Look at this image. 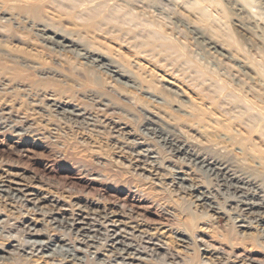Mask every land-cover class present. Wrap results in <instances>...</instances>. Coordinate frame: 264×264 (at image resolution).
Wrapping results in <instances>:
<instances>
[{"label": "rangeland", "instance_id": "obj_1", "mask_svg": "<svg viewBox=\"0 0 264 264\" xmlns=\"http://www.w3.org/2000/svg\"><path fill=\"white\" fill-rule=\"evenodd\" d=\"M196 1L189 0L194 4L191 14L181 10L179 25L175 15L169 21L163 7L159 12L152 9L150 21L131 16L118 28L127 37L119 42V38L93 33L92 21L74 29L75 40L59 27L49 29L48 37L55 32L74 41L65 50L53 47L49 40L30 43L28 39L0 33V246L18 264H65L62 259L70 250L80 261L68 264H154L169 253L182 264H264V169L252 167L253 161L264 165V153L259 151L264 145V53L260 49L258 55L252 52L248 57L237 27L225 12L224 1ZM21 2L0 0L1 10L8 13L0 18L7 20L14 15ZM117 2L122 4L123 0ZM199 3L201 8L196 6ZM8 5L11 10H4ZM255 5L253 11L264 17V0H257ZM215 22H219L218 27ZM59 23L69 26L64 20ZM185 24L214 37L226 50V57L213 51L204 53L202 62L193 65L195 83L183 77L179 65L168 70L158 67L140 54V46L134 42L141 33L149 32L155 33L154 39L166 36L177 47L199 45L197 50H203ZM0 27L11 32L14 26L0 23ZM253 30L249 32L257 38L251 34V43L260 39ZM84 46L94 56L106 57L105 62L133 80L117 82L101 63L80 59L77 53ZM162 50H168L167 44L162 45ZM231 56L244 62L236 63ZM50 72L76 79L83 75V88L104 95L107 103L89 105L88 115L83 109L76 110L79 105L49 96L40 100L46 108L31 103L34 116L28 119L33 112L27 110L29 101L22 98V89H16L15 98L6 96L5 89L12 91L7 83L29 81L37 87L62 90L64 80L41 75ZM225 80L228 84H224ZM222 87L225 90L221 91ZM235 87L239 90L235 91ZM215 90L222 95H214ZM248 92L250 99L262 102L263 106L257 103L263 109L255 111L254 116V111L247 112V117L241 100ZM185 96L192 97V101L185 102ZM237 98L241 100L233 102ZM211 99L220 105L221 115L211 109ZM44 111L50 114L43 121L46 131H33V127H41L39 123L34 125V119ZM243 117L249 118L255 128ZM234 118L241 122L243 135L234 128ZM85 119L89 121L86 128ZM53 121L58 122L57 129H51ZM73 124L83 131L78 137L79 145L71 152L61 150L51 132H58L59 125L70 130ZM216 146L226 155L235 153L239 157L236 167L251 179L238 183L234 172L209 161L201 151ZM172 153L173 159H166ZM177 158L187 163L176 167ZM160 159L165 168L157 166ZM213 163L222 171L214 170ZM198 168L204 170L201 176L205 182L201 184L194 183ZM217 187L222 195H218ZM198 197L207 200L197 202ZM188 205L194 214L208 219L201 218L197 223L182 217L179 210ZM63 237L68 244L64 249L58 245L32 249L34 242ZM115 241L126 246L116 245ZM116 247L122 249L119 252L124 259ZM131 257L141 259L134 261ZM11 262L5 261L15 264Z\"/></svg>", "mask_w": 264, "mask_h": 264}, {"label": "clouds", "instance_id": "obj_2", "mask_svg": "<svg viewBox=\"0 0 264 264\" xmlns=\"http://www.w3.org/2000/svg\"><path fill=\"white\" fill-rule=\"evenodd\" d=\"M163 10L165 13H169L168 19L172 20V16L175 15L177 18V24L179 25L181 17V10H186L189 14L192 13V5L189 0H123L120 4L117 0H88L86 3H80L79 0H22L21 4L17 6L15 14L8 17L7 20L0 18V23L13 25L11 32H8L6 28L0 27V33L5 36L19 37L20 39H28V42L35 43L39 40L47 41L48 31L50 28L59 27L61 31H65L67 36L72 39H76V33L74 29L84 24L86 21H92L95 27L92 29L93 33H99L100 35L108 36L110 39L120 40L126 39V36H122L118 28L122 22L129 19L131 16H137L142 20L150 21L152 17V9L155 8L157 12ZM134 8L139 9V12L132 11ZM4 10H11V5H8ZM147 14V15H145ZM53 17L57 18L55 21ZM94 18V21H93ZM67 21L69 26L66 28L65 25L60 24L59 21ZM185 28L188 27L187 24L184 25ZM178 31L180 29L178 28ZM155 33L143 32L134 41L140 46V54L146 55L148 58L152 59L153 63H156L158 67H164L168 70L169 67L176 68L180 66V71L183 73V77H187V81H192L195 83V71L193 70V65L200 61L202 62V57L207 49L198 51L197 47L184 48L183 45L178 47L172 41H168L166 36L155 37ZM35 37V39H32ZM187 39V36H184ZM199 38V36L197 37ZM81 39H86V37H81ZM167 44L168 50H162V45ZM55 47V43H53ZM78 57L84 61L91 63L106 64L107 62L102 61L101 58L93 55V52L87 46L80 47L77 53ZM15 58L12 59L14 64ZM57 65L59 61H56ZM211 63V61H210ZM39 67V66H36ZM185 69H188L185 71ZM107 70V69H105ZM116 71V69H112ZM44 77L53 76L59 77L61 80L65 81V87L62 90H53L52 88L37 87L32 85L29 81L16 82L9 81L7 87L12 89L8 92L5 89L6 96L10 95L15 98L16 89H22V98L25 101H29L27 104V110L33 112V115L27 117L28 119H33L34 110L31 109V103H35L42 109L46 108L47 105H41L40 100L46 97H53L55 99H60L64 103H71L73 105H79L77 111L83 109L88 115V106L91 105L95 107L100 104L103 105L107 103L104 95L97 92L83 88L80 81H83L85 77L79 75V79L73 78L70 75L62 74L58 72L42 73ZM186 81V82H187ZM15 84V88H13ZM202 86V85H201ZM264 87V82L261 84ZM67 113L65 116L67 117ZM50 114L44 111L41 116H37L34 119V125L39 123L41 127L39 129L33 127V131H46L43 127V121L49 118ZM89 121L85 119L84 127L86 128ZM58 122L53 121L51 124V129H57ZM83 135V131L80 127L73 124L71 129H66L64 125H59L58 132L52 131L51 138L56 139L58 146L61 150H67L71 152V149L79 145L78 137ZM264 142V139H262ZM206 143V142H205ZM178 147V146H177ZM217 147L198 149L201 150L204 155H206L209 161H216L219 165L224 168H228L230 172H234L240 180L247 181L251 179L249 176H244L240 173V170L236 167L239 157L235 153H231V149H227L231 155H226L224 151H218ZM174 153L168 155L166 159L172 160ZM187 163V160L181 161L178 158L174 161V166L182 167L183 164ZM157 166L160 168H165V163L163 159L158 160ZM253 168H262L264 165L258 164L256 161L252 162ZM203 169H196L195 173V184H201L205 181L203 180L201 173ZM215 187V186H214ZM218 195H222L219 192V188H216ZM191 193H189L190 195ZM180 211V215L184 218H189L195 220L199 223L200 219H208L207 216L200 217L194 214L190 205L185 206ZM182 264V262L177 261L172 253H169L167 257H160L154 261V264Z\"/></svg>", "mask_w": 264, "mask_h": 264}, {"label": "bare ground", "instance_id": "obj_3", "mask_svg": "<svg viewBox=\"0 0 264 264\" xmlns=\"http://www.w3.org/2000/svg\"><path fill=\"white\" fill-rule=\"evenodd\" d=\"M196 1V0H195ZM198 1V0H197ZM196 1V2H197ZM201 1V0H200ZM206 1V0H205ZM213 1V0H212ZM223 1L225 2V6H226V10H225V12H226V14L228 13L229 14V18H231V20H232V22H233V25H235L237 28H236V30H237V34L240 36L239 38H240V42L241 43H243V45H245V47L247 48V55H248V57H252V52H255L254 54L255 55H258V53H259V50L260 49H262V51H263V53H264V17H263V13H260V12H258V11H253V9L256 7V3H257V0H221L220 2H222L223 3ZM202 2V1H201ZM200 2V3H201ZM195 3V2H194ZM198 3V2H197ZM200 3L199 4H196V6L198 5H200ZM203 3H204V0H203ZM206 3V2H205ZM204 3V4H205ZM208 3V2H207ZM211 4L213 3V2H210ZM210 4V5H211ZM194 4H192V6H193ZM202 5V4H201ZM200 5V6H201ZM214 5V4H213ZM199 6V7H200ZM218 6V5H217ZM220 6V5H219ZM218 6V8H221V6L219 7ZM223 6V5H222ZM195 8H197V7H195ZM201 8V7H200ZM224 7H222V9H223ZM195 10V9H194ZM200 10H202V9H200ZM197 11V13L198 12H201V11ZM204 10V9H203ZM203 12V11H202ZM222 12H224V11H222ZM7 13V12H6ZM6 13L3 11V10H1V8H0V15H6ZM8 14V13H7ZM225 14V13H224ZM201 15V14H200ZM173 17V16H172ZM217 19V18H216ZM215 19V20H216ZM220 19V18H219ZM218 19V21H220ZM201 20V19H200ZM202 20H204V18H202ZM210 20V19H209ZM94 21V20H93ZM206 20H204V22H205ZM211 23L210 24H212V22L213 21H210ZM94 23V22H93ZM183 23V22H182ZM209 23V22H208ZM214 23V22H213ZM217 22H215V24H216ZM184 24V23H183ZM218 24H219V22L216 24V25H213V26H216V27H218ZM95 25H93V27H94ZM206 26V25H205ZM251 26H252V28L255 30V31H257L258 32V34L260 35V39H258L257 41L258 42H253V43H251L250 41H252L253 39H251V34H253V33H250L249 32V30H253L252 28H251ZM92 27V28H93ZM189 30L188 31H190V33L193 35L192 37L194 38V40H195V42L197 43V44H200L201 45V47H203L204 49H207V52L208 53H212L211 51H213L214 53H217L218 55H220V56H224V57H226V55L223 53L224 51H226L221 45H220V43H218V42H216V40H215V38L214 37H211V36H209V35H207L205 32H201L198 28H196V26H193V25H188V27H187ZM121 29V28H120ZM119 29V30H120ZM201 29H203V28H201ZM122 30V29H121ZM253 30V31H254ZM50 31V30H49ZM123 31V30H122ZM217 31V30H216ZM217 33V32H216ZM255 34V33H254ZM253 34V37L255 36L256 38H257V36L256 35H254ZM249 35H250V37H249ZM104 36V35H103ZM199 36V38H197ZM47 40H49V42H51L52 44L53 43H55V47H57V48H61V49H67V48H70V47H72L73 45H74V41H72L69 37H66V36H63V35H61V34H59V33H55V32H53V37H48L47 38ZM176 45V44H175ZM168 46V45H167ZM244 57V56H243ZM248 57H246V58H248ZM256 57V56H255ZM99 58H101V60L102 61H104V59L106 58V57H104V56H102V55H100L99 56ZM231 58L236 62V63H240V62H244V61H242V60H240V59H238V58H236V57H233V56H231ZM245 58V57H244ZM245 58V59H246ZM246 60H248V59H246ZM99 61H97V63H98ZM242 64V63H241ZM102 65H104V66H102L103 68H105V69H107V70H105L106 72H109V74L111 75V77L115 80V81H117L118 82V80H126V81H130L128 78H130L131 79V81L133 80L132 79V77H129L128 75H126V73L123 71V70H121V69H119L118 67H116L115 65H112V64H109V63H106V64H102ZM239 65V67L240 68H243L244 67V65H240V64H238ZM112 69H116V71H113ZM251 78H253V77H251ZM224 78H222V80H223ZM223 82H225L224 84H226L227 82H226V80L225 81H223ZM221 83H222V81H221ZM221 83H218V84H221ZM228 84V83H227ZM216 86H217V84H215ZM224 86V85H223ZM237 86V85H236ZM226 88V87H225ZM225 88H223L222 87V90L221 91H223V90H225ZM238 88L239 89H241L240 87H239V85H238ZM220 89V88H219ZM218 89V90H219ZM235 89V91L236 90H239V89H237V87H235L234 88ZM233 89V90H234ZM244 90V89H243ZM217 90H215V93H214V95H222V93L220 92V91H218V93L220 92V94H216L217 92H216ZM214 92V91H213ZM241 92H243L242 90H241ZM241 92H239V93H241ZM252 92V91H251ZM238 93V92H237ZM238 93V94H239ZM245 93H246V91H245ZM186 95V94H185ZM213 95V96H214ZM234 95V94H233ZM237 95V94H236ZM246 94H244V96H245ZM249 95V92H248V94L245 96V98H244V100L242 99H240L241 101H244V106H241V109H242V107H243V109L244 110H242V111H244V112H246V114L245 115H247V117H248V114L250 113V114H252V112L254 111V114H253V116L255 115V111H261L263 108H259L260 106H261V104H262V102L260 103L257 99H250V97L248 96ZM217 96V97H218ZM240 96V95H239ZM250 96H252V95H250ZM215 97V96H214ZM223 97V96H222ZM236 97H238V96H236ZM185 102H190V101H192V97H190V96H185ZM199 98V97H198ZM202 98V97H201ZM219 98V97H218ZM203 99V98H202ZM217 99V98H216ZM204 101H205V99H203ZM212 100V99H211ZM220 100V99H219ZM218 99H217V101H219ZM237 100H239L238 98L235 100V101H233V102H237ZM239 100V101H240ZM253 100H257L256 102L255 101H253ZM208 102H210V101H208ZM214 102H216V100H214ZM213 102V100H212V103H210L211 104V109L213 110V112H216V113H218L219 115H221V112H220V108H219V106L220 105H218V104H216V103H214ZM221 102V101H220ZM260 103V106H259V104L258 103ZM217 103H219V102H217ZM240 103H242V102H240ZM240 103H238V104H240ZM257 103V104H256ZM222 104V103H221ZM233 105V104H232ZM232 105H230V107L232 106ZM242 105V104H241ZM234 106H236V104L234 103ZM234 106H232L233 108H234ZM262 106H263V104H262ZM210 107V106H209ZM221 108H222V105H221ZM238 108H239V106H238ZM178 109H180V107H178ZM210 109V108H209ZM259 111V112H260ZM235 112V111H234ZM243 112V113H244ZM247 112H249V113H247ZM258 112V113H259ZM237 113V112H236ZM242 113V114H243ZM262 113H264V111L262 112ZM218 114H217V116H218ZM223 114V113H222ZM216 115V114H215ZM236 115V114H235ZM264 115V114H263ZM76 116H78V117H83L84 116V114H77ZM223 116V115H222ZM236 116H238L239 117V115H236ZM235 117V116H234ZM236 118V117H235ZM231 119L232 121L233 120H235V121H233V122H235L234 124L232 123V125H234L235 127L234 128H236V130L238 131V132H240V134H244V131H243V127H242V125H241V122H242V118H241V122L240 121H238V119L236 120V119ZM239 118V119H240ZM244 118L245 117H243V120H244ZM160 119V118H159ZM246 119V118H245ZM247 119H249V118H247ZM246 119V120H247ZM161 120V119H160ZM238 121V122H237ZM245 121V120H244ZM240 122V123H239ZM246 122V121H245ZM247 122L249 123V125H251L250 127H253V128H255V124H253V122L252 121H250V120H247ZM252 122V123H251ZM255 122V121H254ZM257 122V121H256ZM260 122V121H259ZM231 124V123H230ZM258 124V123H257ZM262 125V124H261ZM160 127V126H159ZM231 127H233V126H231ZM245 129V128H244ZM258 130V129H257ZM180 131V130H179ZM154 132V131H153ZM169 135V134H168ZM170 136V135H169ZM174 137V136H173ZM260 146V145H259ZM261 147V150H259V151H261V153L263 152L264 153V145H261L260 146ZM152 152V151H151ZM179 152V151H178ZM262 153V154H263ZM264 155V154H263ZM145 158H147V157H145ZM202 162H204V161H202ZM208 163V162H207ZM210 165V164H209ZM213 168H215L214 170H221L222 171V169H220V168H216V165H214V163H213ZM213 171V170H212ZM226 172V171H225ZM218 175H220L219 173H218ZM223 176V175H222ZM179 178V177H178ZM227 178V177H226ZM183 180V179H182ZM185 181V180H184ZM222 182V181H221ZM224 182V181H223ZM228 183V182H227ZM11 189V188H10ZM189 189V188H188ZM192 190V189H191ZM237 190H239V189H237ZM249 191V190H248ZM6 193H9V194H11V192H9V191H5ZM191 192V191H190ZM206 195V194H205ZM11 196V195H10ZM192 196V195H191ZM253 196V195H252ZM208 197V196H207ZM205 200H207L206 198H203V197H198L197 198V202H205ZM243 201V200H242ZM245 202V201H244ZM244 204V203H243ZM127 205V204H126ZM203 205V204H202ZM247 206H249V207H252V206H254V204H248ZM213 208V207H212ZM213 209H216V208H213ZM212 209V210H213ZM109 219V218H108ZM113 222H115L116 223V221H114V220H112ZM112 221H110V222H112ZM1 224V223H0ZM114 224V223H113ZM90 225V224H89ZM81 231H84V232H87L86 231V229L85 228H82L81 229ZM89 231H91V230H89ZM42 234H38V236H41ZM32 236H34V235H32ZM87 236H88V234H87ZM92 236V235H91ZM107 236V235H106ZM86 237V236H85ZM116 242V241H115ZM34 244H35V246H33V248L32 249H34L36 246H38V248L37 249H44L45 247H50L51 245H58V247L59 248H62V249H64V247L65 246H67L68 244H67V238L66 237H63V238H59V239H48V241H37V242H34ZM122 245V246H126L125 244H123V242L122 241H117L116 242V245ZM30 245V244H29ZM29 245H26V246H29ZM114 245V244H113ZM128 247V246H127ZM129 248V247H128ZM130 248H131V246H130ZM134 248V247H133ZM115 250L118 252V254L124 259V257H123V253H120L119 251H121L122 249H117V247L115 248ZM127 250V249H126ZM126 250H124V252H126V253H129V251H126ZM0 264H6L5 263V261H12L11 263H15V264H18V261L17 260H13V257H11L10 255H12V254H10L9 252H6V251H3V249H2V247L0 246ZM71 251V250H70ZM69 251V252H70ZM76 251H79V252H81V250L80 249H76ZM69 252H66V255H68L67 256V258H64V259H62V260H64V262H65V264H68V263H72L73 261H80L79 260V258L77 257V255H74V254H71V253H69ZM132 253H129V255H131ZM129 259H133L134 261H138V260H140L141 258H137V257H131V258H129ZM83 261V260H82ZM125 261V260H124ZM141 261H143V260H141ZM86 262V261H85Z\"/></svg>", "mask_w": 264, "mask_h": 264}]
</instances>
